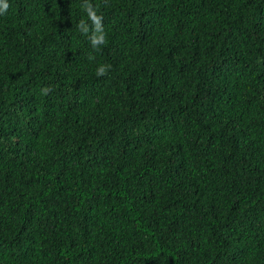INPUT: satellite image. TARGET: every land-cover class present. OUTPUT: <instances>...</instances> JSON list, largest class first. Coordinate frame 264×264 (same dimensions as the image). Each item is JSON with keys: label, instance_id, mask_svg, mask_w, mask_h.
Returning a JSON list of instances; mask_svg holds the SVG:
<instances>
[{"label": "trees", "instance_id": "obj_1", "mask_svg": "<svg viewBox=\"0 0 264 264\" xmlns=\"http://www.w3.org/2000/svg\"><path fill=\"white\" fill-rule=\"evenodd\" d=\"M85 2L0 14V264H264V0Z\"/></svg>", "mask_w": 264, "mask_h": 264}, {"label": "clouds", "instance_id": "obj_2", "mask_svg": "<svg viewBox=\"0 0 264 264\" xmlns=\"http://www.w3.org/2000/svg\"><path fill=\"white\" fill-rule=\"evenodd\" d=\"M9 8L8 0H0V14L6 13ZM82 10L86 12L88 20L91 22V32L90 43L93 50H99L102 45L106 43V33L103 26V16L99 15L96 7L93 4L86 2L82 5ZM78 29L82 33H88L90 31L89 24L85 20H81L78 24ZM89 59H94V57L89 54ZM108 72L107 66H100L97 69V76H104ZM52 89L50 87H45L41 90L42 95H47Z\"/></svg>", "mask_w": 264, "mask_h": 264}]
</instances>
